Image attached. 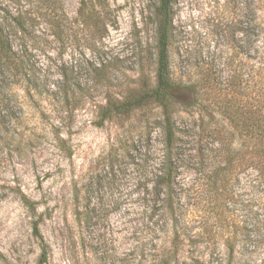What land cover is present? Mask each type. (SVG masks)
Wrapping results in <instances>:
<instances>
[{"label":"rangeland","instance_id":"obj_1","mask_svg":"<svg viewBox=\"0 0 264 264\" xmlns=\"http://www.w3.org/2000/svg\"><path fill=\"white\" fill-rule=\"evenodd\" d=\"M154 1L0 0L21 22L43 86L17 92L16 119L0 139V264H37L43 243L48 264H164L169 255L168 264H190L192 255L200 257L197 264H226L221 235L173 234L170 216H160L151 200L161 109L150 104L100 119L105 96L154 85ZM243 4L177 0L175 62L188 53L209 61L219 50L227 61L222 29ZM99 62L106 65L103 79L91 72ZM57 86L68 89L67 98ZM176 119L180 126L189 120L185 112ZM191 175L180 182L189 184ZM193 201L184 195L179 212ZM85 206L91 218L81 214L79 223ZM257 235L254 247L236 246L233 264H264V234Z\"/></svg>","mask_w":264,"mask_h":264},{"label":"trees","instance_id":"obj_2","mask_svg":"<svg viewBox=\"0 0 264 264\" xmlns=\"http://www.w3.org/2000/svg\"><path fill=\"white\" fill-rule=\"evenodd\" d=\"M176 4L177 0L153 4L154 85L133 88L118 98L105 96L100 119L150 104L161 109V150L150 191L154 207L160 216H170L173 234L221 235L228 249L226 264H233L239 243L254 247L252 235L264 234V0H244L237 19L224 25L231 50L227 61L224 50H219L218 57L209 61L191 59L188 51L175 62ZM88 18L94 23L99 19L95 8ZM31 51L21 22L0 8V139L6 138L9 123L16 119L17 92L43 87ZM105 67L99 62L91 72L103 79ZM57 90L67 98V88ZM180 112L187 114L188 124H178ZM185 173L192 174L187 185L179 179ZM242 183L244 194L239 189ZM184 195L194 201L182 214L178 202ZM89 213L85 206L83 213L77 212V222L81 214L90 219ZM33 232L41 238L36 223ZM46 248L43 243L37 264H48ZM199 258L190 256V264Z\"/></svg>","mask_w":264,"mask_h":264}]
</instances>
